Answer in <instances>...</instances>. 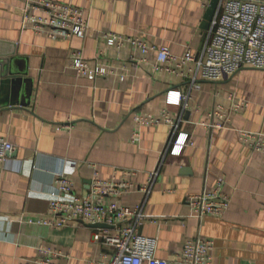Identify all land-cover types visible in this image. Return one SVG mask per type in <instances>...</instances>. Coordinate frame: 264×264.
<instances>
[{
    "label": "crops",
    "instance_id": "0c3cea01",
    "mask_svg": "<svg viewBox=\"0 0 264 264\" xmlns=\"http://www.w3.org/2000/svg\"><path fill=\"white\" fill-rule=\"evenodd\" d=\"M54 1L82 9L88 25L83 38L49 39L23 29L22 3L0 0V62L11 76L0 90V137L15 148L0 163V264H34L42 250L56 255L54 264L108 262L112 250L93 241L96 229L89 224H41L50 219L55 179L63 173L75 195L90 190L94 172L102 180L143 186L158 167L170 128L140 127L133 116L158 117L163 110L182 119L179 132L190 144L179 155L166 154L146 197L132 191L105 201L130 208L143 202L152 218L138 234L157 240L156 257L167 264H178L185 242L198 237L214 241L212 264H264V153L240 143L233 131L264 135V69L200 80L186 109L167 106L166 92H189L188 81L154 71L153 53L108 47L103 36L166 46L177 56L187 48L197 54L208 8L202 0ZM74 50L90 66L113 74L94 81L77 75L70 67ZM241 102L245 109L231 111ZM218 106L228 114V128L199 125ZM220 177L228 209L220 216L193 217L189 198L213 191Z\"/></svg>",
    "mask_w": 264,
    "mask_h": 264
},
{
    "label": "built area",
    "instance_id": "2783aa9c",
    "mask_svg": "<svg viewBox=\"0 0 264 264\" xmlns=\"http://www.w3.org/2000/svg\"><path fill=\"white\" fill-rule=\"evenodd\" d=\"M22 3V28L49 39L77 37L83 38L88 25L82 9L71 4L54 0H19ZM212 0H202L208 7ZM214 15L205 33L201 50L195 54L187 48L180 56L173 54L168 47L149 45L144 41L122 37L114 33L103 36L105 45L122 49L130 45L147 56L155 55L153 70L166 72L176 78L187 80L189 92L169 89L166 92V105L186 109L190 92L200 89L199 81L217 82L224 77L233 76L242 68L264 69V0H216ZM70 67L77 75L90 81L113 74L110 69L99 64L90 66L81 50L70 55ZM121 80H123L121 78ZM247 107L241 102L232 105L231 111L238 112ZM137 126H157L165 124L170 128L167 144L162 152L155 171L149 174L143 186H135L124 181L102 180L94 172L90 190L83 195L73 193V185L62 173L55 179L50 194L49 220L41 224L61 229L71 222L81 221L89 225L104 224L108 228L96 229L93 241L112 250L111 259L104 264H167L156 257L157 240L138 234V228L152 217L145 215L143 202L133 208L117 202L105 201L108 196L117 197L132 191L142 192L146 197L156 181L166 154L179 155L190 144L187 134L179 132L182 119H172L166 110L158 117L149 114H135ZM228 114L222 107H216L207 114L199 125L213 130L228 128ZM240 143L253 151L264 153V135L244 129H233ZM138 135L135 133L132 140ZM14 146L0 137V163ZM224 179L218 178L211 192L203 191L189 198L191 215L197 219L204 216H220L229 207V197L223 192ZM214 241L198 237L186 241L178 255V264H212L211 252ZM41 258L34 264H54L56 256L50 251H41Z\"/></svg>",
    "mask_w": 264,
    "mask_h": 264
},
{
    "label": "water",
    "instance_id": "95a60500",
    "mask_svg": "<svg viewBox=\"0 0 264 264\" xmlns=\"http://www.w3.org/2000/svg\"><path fill=\"white\" fill-rule=\"evenodd\" d=\"M217 1L216 0H212L206 10V13L204 15L203 18V23H202V27L201 29L204 31V35H203V42L205 39V33L209 27V23L214 15V11H215V7H216ZM202 47V46H201ZM2 62H0V90H2V86L4 85V83H6V81L11 79V76L8 74V76L5 74V69L3 68V65H1ZM9 154H7L8 156ZM89 227L91 228H95V229H104V228H108L106 225L104 224H93V225H89Z\"/></svg>",
    "mask_w": 264,
    "mask_h": 264
}]
</instances>
